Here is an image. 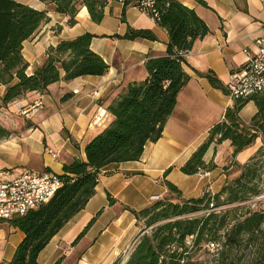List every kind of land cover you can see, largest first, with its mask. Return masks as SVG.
Returning a JSON list of instances; mask_svg holds the SVG:
<instances>
[{"label":"crops","instance_id":"0c3cea01","mask_svg":"<svg viewBox=\"0 0 264 264\" xmlns=\"http://www.w3.org/2000/svg\"><path fill=\"white\" fill-rule=\"evenodd\" d=\"M14 1L46 11L49 18L22 44L27 75L41 67L50 46L84 33L93 36L90 50L109 67L103 76H82L69 82L63 80L64 73L60 72L61 80L50 85L44 94L28 93L15 103L16 109L37 100L42 105L30 126L19 130L13 139L12 145L24 158L25 168L10 176L31 170L62 175L64 163L85 160V145L113 119L107 112L109 104L129 84L146 79L145 61L165 55L168 36L152 17L133 5L124 6L113 0H106L100 23L92 22L82 8L73 27L67 26L68 18L58 14L54 4ZM177 1L192 9L209 33L195 41L190 55L184 58L182 67L189 81L178 93L160 139L145 145L139 161L110 164L101 171L94 195L41 251L40 264H113L118 258L125 261L139 234L129 209L138 211L167 198L166 182L181 192L182 199L198 198L205 188L217 193L225 185L233 164L243 165L262 146L257 138L233 157L229 141L212 144L203 160L213 164V170L207 171L206 176L201 172L192 176L180 172L206 140L211 127L234 105L227 95L210 86L204 74L212 71L225 86L229 74L245 63L243 51H254L255 41L264 37V0H202L204 4L197 0ZM129 28L151 31L156 39H124ZM5 90L0 85V96ZM255 113V105L249 102L239 116L248 124ZM222 147L226 148L223 155ZM49 151L56 153L57 158ZM22 239L19 229L0 221V264L11 260Z\"/></svg>","mask_w":264,"mask_h":264},{"label":"trees","instance_id":"16d2710c","mask_svg":"<svg viewBox=\"0 0 264 264\" xmlns=\"http://www.w3.org/2000/svg\"><path fill=\"white\" fill-rule=\"evenodd\" d=\"M38 1L54 4L55 11L68 18L69 27L77 23L82 8L92 22L100 23L106 6V0ZM154 7L158 12L156 23L168 36L165 55L147 58L146 79L129 84L109 104L107 112L112 121L85 145L84 161L72 159L63 164L62 186L50 201L6 221L23 234L7 264H40L41 251L94 195L101 171L110 164L139 161L145 145L160 139L177 95L189 81L181 53L190 51L209 30L192 9L177 0H154ZM48 21L46 11L14 0H0V85L6 87L1 97L4 105L28 93L44 94L50 85L61 80L60 72L64 73L63 80L69 82L82 76H103L108 71V65L90 50L93 36L84 33L50 46L41 67L27 75L22 44ZM123 38L156 39L151 31L131 28ZM204 77L210 86L227 95L212 71ZM249 102L255 105L256 113L244 124L239 113ZM257 138L262 146L243 165L234 163L238 175L228 179L217 193L182 199L181 192L166 182L167 198L138 211L129 209L139 234L125 261L118 258L113 264H198L195 254L201 250L209 253L210 248L214 250L211 264H264V210L239 206L264 193V94L235 100L180 172L192 176L213 170L215 166L203 160L212 144L229 141L235 157Z\"/></svg>","mask_w":264,"mask_h":264},{"label":"built area","instance_id":"2783aa9c","mask_svg":"<svg viewBox=\"0 0 264 264\" xmlns=\"http://www.w3.org/2000/svg\"><path fill=\"white\" fill-rule=\"evenodd\" d=\"M121 5H133L143 14L158 20L154 0H113ZM245 63L229 74L225 84L227 96L235 100H245L256 94H264V37L255 41L254 51H243ZM183 58L190 51L181 53ZM41 101L18 107V114L24 118L36 116L41 109ZM53 158L57 154L49 151ZM206 176V172H201ZM9 171L0 170V221H9L24 216L27 212L46 204L62 186L61 175L54 172L25 171L11 177Z\"/></svg>","mask_w":264,"mask_h":264},{"label":"rangeland","instance_id":"374dc122","mask_svg":"<svg viewBox=\"0 0 264 264\" xmlns=\"http://www.w3.org/2000/svg\"><path fill=\"white\" fill-rule=\"evenodd\" d=\"M0 96V170L9 171L10 173L14 174L18 170H23L25 167L22 165V161L24 158L21 156V154L16 152V147L12 145L13 139L16 138V133L19 130H23V128H27L30 126V123L32 119L35 116H30L28 118H24L18 114V108L16 109V101L4 105L1 102ZM14 143V142H13ZM16 144V141H15ZM5 145H8V147H5ZM5 147V148H3ZM226 148L222 147L220 148L221 154L226 153ZM237 167L233 164L232 170L227 173V180L232 179L236 175H238ZM264 187V182H263ZM208 188H205L202 193L211 191L207 190ZM241 207H248L251 209H263L264 210V193L262 196L252 199L251 201H248L247 203L239 205ZM227 207H223L225 209ZM213 249L210 248V252H206L204 250H201L195 254L194 259L198 262V264H211L212 261V253Z\"/></svg>","mask_w":264,"mask_h":264}]
</instances>
